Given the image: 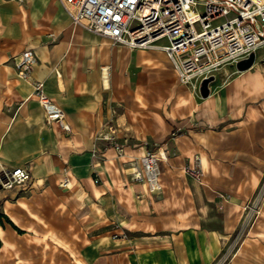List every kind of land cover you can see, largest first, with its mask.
<instances>
[{
    "label": "crops",
    "instance_id": "crops-1",
    "mask_svg": "<svg viewBox=\"0 0 264 264\" xmlns=\"http://www.w3.org/2000/svg\"><path fill=\"white\" fill-rule=\"evenodd\" d=\"M26 48L31 79L70 131L46 120L18 76ZM221 78L203 97L159 46L114 43L59 0H0V163L30 171L26 184L0 186L1 210L23 230L0 225V264H214L264 188V116L245 98L264 93V48ZM151 148L167 152L155 193L132 179L131 159ZM196 157L200 179L186 173ZM224 264H264V199Z\"/></svg>",
    "mask_w": 264,
    "mask_h": 264
},
{
    "label": "built area",
    "instance_id": "built-area-1",
    "mask_svg": "<svg viewBox=\"0 0 264 264\" xmlns=\"http://www.w3.org/2000/svg\"><path fill=\"white\" fill-rule=\"evenodd\" d=\"M75 23L132 48L159 46L171 59L180 83L200 92L205 78L225 65H234L264 48V0H59ZM166 40L165 43L160 41ZM37 55L26 48L14 57L18 76L31 79ZM33 94L48 122L71 130L62 106L44 90V82L31 79ZM116 148L121 146L114 144ZM165 149L145 150L131 159L132 179L151 193L162 189L160 162ZM187 171L200 179L196 162ZM30 179L25 166L0 163V186L24 185ZM68 184V179L62 182ZM264 188L243 207L241 227L222 255L226 263L249 225L259 213Z\"/></svg>",
    "mask_w": 264,
    "mask_h": 264
},
{
    "label": "rangeland",
    "instance_id": "rangeland-1",
    "mask_svg": "<svg viewBox=\"0 0 264 264\" xmlns=\"http://www.w3.org/2000/svg\"><path fill=\"white\" fill-rule=\"evenodd\" d=\"M160 42L165 43L166 40H162ZM226 69H228L230 71V74L225 72ZM216 73H221V75H222L221 81L223 83H225L228 80H230L233 75L240 74V73H242V71L241 70H238L237 67H235V66L225 65V66L221 67L220 69H218L216 71ZM177 84H179V82ZM245 98L248 99L247 100V105H249V107H251L252 112L255 113V115H257V116H264V93H261L260 94V93L254 92V90H253L252 92L246 94L245 95ZM172 119H174V117ZM181 132H182L181 129H178L176 127L173 129V135H177V134H179ZM195 159H196L195 160L196 163L198 164V167L200 168V166H199V159L197 157ZM186 173L188 174V176H190V177L192 176L187 170H186ZM252 222H253V220L251 221V223ZM227 250L228 249H226L224 253H226ZM221 258H222V256L219 259H217V261L214 264H220L219 261H220ZM77 264H81L78 259H77Z\"/></svg>",
    "mask_w": 264,
    "mask_h": 264
},
{
    "label": "water",
    "instance_id": "water-1",
    "mask_svg": "<svg viewBox=\"0 0 264 264\" xmlns=\"http://www.w3.org/2000/svg\"><path fill=\"white\" fill-rule=\"evenodd\" d=\"M255 61V53H251L249 57L242 59L236 63V67L238 70L244 71L248 68H250ZM214 79V76H210L208 78H205L200 86V94L203 97H206L209 95V83Z\"/></svg>",
    "mask_w": 264,
    "mask_h": 264
},
{
    "label": "trees",
    "instance_id": "trees-1",
    "mask_svg": "<svg viewBox=\"0 0 264 264\" xmlns=\"http://www.w3.org/2000/svg\"><path fill=\"white\" fill-rule=\"evenodd\" d=\"M5 223H9L13 228H15L19 233H22L23 230L19 228L9 217L5 214L0 207V225L4 226ZM1 242V241H0Z\"/></svg>",
    "mask_w": 264,
    "mask_h": 264
}]
</instances>
